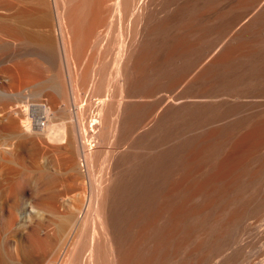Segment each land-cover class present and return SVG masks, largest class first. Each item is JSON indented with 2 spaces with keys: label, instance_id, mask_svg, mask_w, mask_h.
I'll list each match as a JSON object with an SVG mask.
<instances>
[{
  "label": "bare ground",
  "instance_id": "6f19581e",
  "mask_svg": "<svg viewBox=\"0 0 264 264\" xmlns=\"http://www.w3.org/2000/svg\"><path fill=\"white\" fill-rule=\"evenodd\" d=\"M2 15L0 264H250L264 0H6Z\"/></svg>",
  "mask_w": 264,
  "mask_h": 264
},
{
  "label": "rangeland",
  "instance_id": "374dc122",
  "mask_svg": "<svg viewBox=\"0 0 264 264\" xmlns=\"http://www.w3.org/2000/svg\"><path fill=\"white\" fill-rule=\"evenodd\" d=\"M6 0H0V59L2 60L4 58L5 52H6V46H5V40L7 39L6 36L2 33L5 23L3 20L4 15L3 14V7H4V2ZM25 178H29V174H25ZM7 221V219H6ZM2 232V231H1ZM3 234V232H2ZM8 237L11 239L13 238L12 236L8 235ZM256 242L254 245L251 246V248L248 249V260L250 264H260L261 260L264 258V236L258 239H255ZM251 249V250H250ZM64 256V252L61 255V258ZM58 264V263H57Z\"/></svg>",
  "mask_w": 264,
  "mask_h": 264
},
{
  "label": "clouds",
  "instance_id": "9594fccd",
  "mask_svg": "<svg viewBox=\"0 0 264 264\" xmlns=\"http://www.w3.org/2000/svg\"><path fill=\"white\" fill-rule=\"evenodd\" d=\"M33 212H35V209H32Z\"/></svg>",
  "mask_w": 264,
  "mask_h": 264
}]
</instances>
